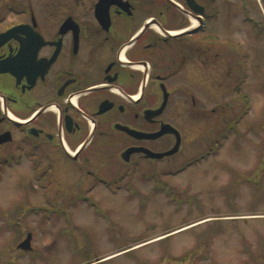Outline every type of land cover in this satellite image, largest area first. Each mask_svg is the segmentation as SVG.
<instances>
[{
	"label": "flooded vegetation",
	"instance_id": "flooded-vegetation-1",
	"mask_svg": "<svg viewBox=\"0 0 264 264\" xmlns=\"http://www.w3.org/2000/svg\"><path fill=\"white\" fill-rule=\"evenodd\" d=\"M263 12L264 0H0V179L19 169L34 189L62 191L74 206L99 186H131L142 165L148 180L159 161H173L162 174L197 165L204 94L215 98L221 75L235 95L211 147L234 136V152H251L237 139L254 127H240L252 108L250 60L235 31L258 29ZM164 124L170 132L153 136ZM255 126L261 175L264 119ZM177 144L162 158L147 152ZM77 174L65 188L63 176ZM25 239L21 256L33 250L22 249Z\"/></svg>",
	"mask_w": 264,
	"mask_h": 264
},
{
	"label": "rangeland",
	"instance_id": "rangeland-1",
	"mask_svg": "<svg viewBox=\"0 0 264 264\" xmlns=\"http://www.w3.org/2000/svg\"><path fill=\"white\" fill-rule=\"evenodd\" d=\"M238 26L235 36L249 51L246 86L252 103L240 127L250 123L254 130L237 139L243 147L251 142V152H234V136L211 147L232 116L223 106L235 95L221 75L215 98L204 94V159L182 172L162 174L173 161H159L156 176L148 180L142 165L131 186L126 180L116 191L99 186L74 206L63 201L62 191L34 189L19 169L3 174L0 263L8 258L20 264H264V174L256 169L262 134L255 129L264 119V24L256 30ZM62 180L66 188L80 174ZM42 192L44 202L35 203ZM29 233L33 250L22 248L29 252L21 256L18 242Z\"/></svg>",
	"mask_w": 264,
	"mask_h": 264
},
{
	"label": "water",
	"instance_id": "water-1",
	"mask_svg": "<svg viewBox=\"0 0 264 264\" xmlns=\"http://www.w3.org/2000/svg\"><path fill=\"white\" fill-rule=\"evenodd\" d=\"M169 127H173V126L170 125V124H164L162 126V129L160 131H158L156 134H153V136L158 137V136H161V135H163V134H165L167 132H170ZM178 143H179V141H178ZM177 146H178V144L173 149L168 150V151H164V152H152V151H149V150L147 152L152 157L162 158V157H164L166 155H170V154L175 153L176 150H177V148H178ZM138 150H147V149H145V148H139ZM129 152H131V151H129ZM31 242H32V234L29 233L28 237L23 242L20 243V246L22 248H25V249L31 248V246H32L31 245Z\"/></svg>",
	"mask_w": 264,
	"mask_h": 264
}]
</instances>
